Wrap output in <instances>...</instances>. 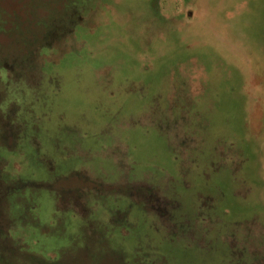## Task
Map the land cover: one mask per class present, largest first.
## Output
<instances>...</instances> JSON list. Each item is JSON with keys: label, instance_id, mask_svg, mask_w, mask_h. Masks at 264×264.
Wrapping results in <instances>:
<instances>
[{"label": "rangeland", "instance_id": "1", "mask_svg": "<svg viewBox=\"0 0 264 264\" xmlns=\"http://www.w3.org/2000/svg\"><path fill=\"white\" fill-rule=\"evenodd\" d=\"M154 219L264 264V0H0V264H174Z\"/></svg>", "mask_w": 264, "mask_h": 264}, {"label": "trees", "instance_id": "2", "mask_svg": "<svg viewBox=\"0 0 264 264\" xmlns=\"http://www.w3.org/2000/svg\"><path fill=\"white\" fill-rule=\"evenodd\" d=\"M106 97L108 99V96H106ZM214 177H215V174H214ZM258 183H259V180H256V181L250 182L249 184L255 185ZM248 186H250V185H248ZM249 192H250V194H253V192H251V191H249ZM58 194H59L58 192L55 193L56 197H58ZM67 197L68 196H63L64 201H62V204L64 205V203L67 201V203H65V204H67L69 206L68 207L69 209H71V208L73 209L74 207L71 204V200ZM86 197L87 196H83L81 194V197H77L78 199L81 200V202L77 201L74 204V205H76V208H79L83 211V214H82L83 218H81V221L84 222L85 225H83V226H85V227L88 225V223L86 222V217L89 215L85 214V208H84L85 205L82 202L86 201ZM249 202L251 203L252 206H254V204H252L253 201H249ZM180 204H183V203L180 202ZM121 205H120V207H121ZM175 208L176 207H174V206H170V207L166 208V210H167L166 215H167L168 219L175 220V218L177 216L176 214L180 213V209H181L180 206H178V208H176V209ZM93 209H94V205L91 204L90 210L92 211ZM139 209H140V207H139ZM93 211H95V209ZM183 211L185 212V207L183 208ZM58 212H60V214H63L60 210H58ZM90 221H91V223H93L91 225H93L95 227L99 224H103L101 221H99V217L95 214V212H94V216L91 218ZM113 221H114V214L112 213V214L108 215V222L113 223ZM151 225H152L151 228H152V232H153V235H151V237L153 239H157L159 244L163 246V248L161 250L164 251V253H166V250L170 251V248L173 246V243H174L173 240H178L181 242V239H178V235L180 233L179 229H181V227L179 226L180 225L179 222L174 225V228H172L175 232H178V235L171 233L170 230H167L166 229L168 226L167 224H166V226H164L160 222L157 223L156 219H154V221ZM164 232H166V235H164L165 234ZM102 239L100 237L98 240L93 234L85 233V237H83L81 239V241L84 244L83 249H84L86 257H90L92 255L89 252V250L91 248H89L88 245L91 247V246H95L97 244V246L101 247L102 249H105L104 240H106V238H102ZM127 240L128 239H123V242L127 241ZM139 240H140V238H139ZM174 244H175V246L177 245V247L182 248L181 243H174ZM121 250H122V248H120V249L119 248H116V249L111 248L110 250H108V252H107V250H104L108 254L109 258L111 259V264L112 263L113 264H170V261L167 263L168 259H165V257L159 258L157 251H153L152 253H148L146 251H143L142 255H140L141 257L139 258V260H135L131 263H127V262H125V260L127 259V256ZM118 251H120V252H118ZM171 253H172V251H170L168 253V254H170L169 258H171V260L174 262V264H178L180 257H174L171 255ZM105 254L98 255L96 260L98 259L99 256H105ZM195 254H196L195 250H193V252L191 253V256H195ZM216 256H217V254H215V257ZM214 261H217V260H214ZM97 262H98V260H97Z\"/></svg>", "mask_w": 264, "mask_h": 264}]
</instances>
